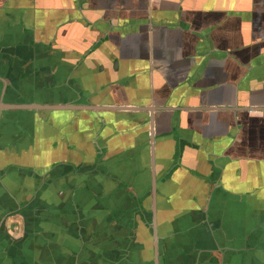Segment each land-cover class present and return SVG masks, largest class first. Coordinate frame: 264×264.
<instances>
[{"label":"crops","instance_id":"1","mask_svg":"<svg viewBox=\"0 0 264 264\" xmlns=\"http://www.w3.org/2000/svg\"><path fill=\"white\" fill-rule=\"evenodd\" d=\"M0 101V264H264V0H0Z\"/></svg>","mask_w":264,"mask_h":264},{"label":"water","instance_id":"2","mask_svg":"<svg viewBox=\"0 0 264 264\" xmlns=\"http://www.w3.org/2000/svg\"><path fill=\"white\" fill-rule=\"evenodd\" d=\"M7 106H9V105L8 104H5V103H2V101H0V108L1 109L2 108H7ZM153 214H154V211H153ZM152 233H153V239H154V257H153V264H158V257H157L158 239H157V234H156V222H153V224H152ZM213 248L214 249H217L215 246ZM158 253H159V250H158Z\"/></svg>","mask_w":264,"mask_h":264},{"label":"flooded vegetation","instance_id":"3","mask_svg":"<svg viewBox=\"0 0 264 264\" xmlns=\"http://www.w3.org/2000/svg\"><path fill=\"white\" fill-rule=\"evenodd\" d=\"M10 105H15L19 108H27V109H30V110H34L35 109V105L36 104H32L31 102L27 103V102H24V103H14V104H10ZM4 109H7V108H0V111L4 110ZM16 228V227H15Z\"/></svg>","mask_w":264,"mask_h":264}]
</instances>
